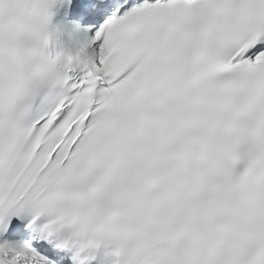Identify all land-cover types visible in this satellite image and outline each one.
Instances as JSON below:
<instances>
[{
    "label": "snow or ice",
    "instance_id": "obj_1",
    "mask_svg": "<svg viewBox=\"0 0 264 264\" xmlns=\"http://www.w3.org/2000/svg\"><path fill=\"white\" fill-rule=\"evenodd\" d=\"M0 264H264V0H0Z\"/></svg>",
    "mask_w": 264,
    "mask_h": 264
}]
</instances>
